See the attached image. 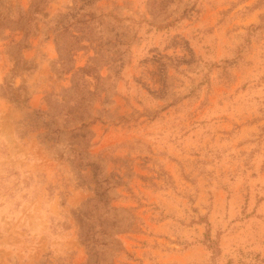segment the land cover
Masks as SVG:
<instances>
[{
  "label": "rangeland",
  "instance_id": "obj_1",
  "mask_svg": "<svg viewBox=\"0 0 264 264\" xmlns=\"http://www.w3.org/2000/svg\"><path fill=\"white\" fill-rule=\"evenodd\" d=\"M0 264H264V0H0Z\"/></svg>",
  "mask_w": 264,
  "mask_h": 264
}]
</instances>
